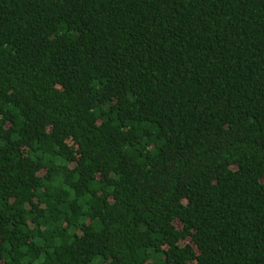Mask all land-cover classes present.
Returning <instances> with one entry per match:
<instances>
[{
  "label": "trees",
  "instance_id": "obj_1",
  "mask_svg": "<svg viewBox=\"0 0 264 264\" xmlns=\"http://www.w3.org/2000/svg\"><path fill=\"white\" fill-rule=\"evenodd\" d=\"M0 264H264V0H0Z\"/></svg>",
  "mask_w": 264,
  "mask_h": 264
}]
</instances>
